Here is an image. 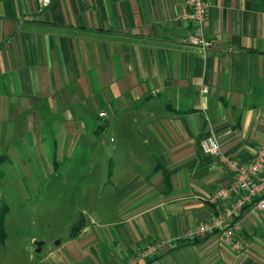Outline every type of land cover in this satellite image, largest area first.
<instances>
[{"label":"crops","instance_id":"crops-1","mask_svg":"<svg viewBox=\"0 0 264 264\" xmlns=\"http://www.w3.org/2000/svg\"><path fill=\"white\" fill-rule=\"evenodd\" d=\"M185 1L0 0V264H264L254 206L243 254L181 240L221 212V156L249 164L264 146V0H208L207 49L189 44ZM50 202L75 231L7 255L12 219Z\"/></svg>","mask_w":264,"mask_h":264},{"label":"built area","instance_id":"built-area-1","mask_svg":"<svg viewBox=\"0 0 264 264\" xmlns=\"http://www.w3.org/2000/svg\"><path fill=\"white\" fill-rule=\"evenodd\" d=\"M47 4L48 0H41ZM186 17L192 21L194 29L189 44L201 49L214 47V42L205 38L204 22L208 9V0H186ZM207 87H202L200 94H206ZM100 117L104 114L100 113ZM204 154L218 155L220 146L212 136L203 138L199 144ZM233 182L227 187L215 191L209 198L213 204L223 202L221 212L207 223L198 224L188 231L182 239L193 241L208 235L217 237L221 245L233 254L239 255L246 251V242L242 239V216L248 206L264 210V146L257 150L254 161L242 164L233 158L221 156ZM153 248H150L152 250Z\"/></svg>","mask_w":264,"mask_h":264},{"label":"rangeland","instance_id":"rangeland-1","mask_svg":"<svg viewBox=\"0 0 264 264\" xmlns=\"http://www.w3.org/2000/svg\"><path fill=\"white\" fill-rule=\"evenodd\" d=\"M45 182L51 188L53 184L56 183V180L48 178ZM57 190L58 195L61 196L60 183H58ZM46 205L47 204H44V206ZM69 205V203L61 204V202L57 204L51 203L49 204L47 209H42V206H40L39 209H37V211L35 212L25 209L23 210L25 211L24 213L19 214V216H15V218H13L11 222L12 226H9L10 238L7 242L9 250L6 251V254L9 255L13 253L10 251L11 244H15L17 242L20 243L22 241L24 242V244L29 245L30 239L32 237H34L37 241H43L47 246L53 248V246L57 242H59L61 238L66 237L67 233L72 227L70 225H73V223L77 219L71 218L73 216L72 212L69 211ZM50 206H53L54 208ZM43 255H45V252L39 257H42ZM32 256L34 260H37L38 257L35 252H32ZM24 259L25 258L21 260L20 264L25 263L23 262Z\"/></svg>","mask_w":264,"mask_h":264},{"label":"trees","instance_id":"trees-1","mask_svg":"<svg viewBox=\"0 0 264 264\" xmlns=\"http://www.w3.org/2000/svg\"><path fill=\"white\" fill-rule=\"evenodd\" d=\"M8 213V208L3 205L0 207V247L4 245L6 241V230H5V217Z\"/></svg>","mask_w":264,"mask_h":264},{"label":"water","instance_id":"water-1","mask_svg":"<svg viewBox=\"0 0 264 264\" xmlns=\"http://www.w3.org/2000/svg\"><path fill=\"white\" fill-rule=\"evenodd\" d=\"M80 221H81V217H78V218L75 220V222H74V224H73V226H72V228H71V233H73V232L75 231V229L79 226Z\"/></svg>","mask_w":264,"mask_h":264}]
</instances>
